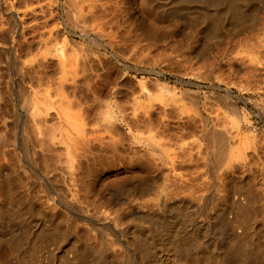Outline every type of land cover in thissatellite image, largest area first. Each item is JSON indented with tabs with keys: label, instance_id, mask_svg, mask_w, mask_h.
Wrapping results in <instances>:
<instances>
[{
	"label": "rangeland",
	"instance_id": "rangeland-1",
	"mask_svg": "<svg viewBox=\"0 0 264 264\" xmlns=\"http://www.w3.org/2000/svg\"><path fill=\"white\" fill-rule=\"evenodd\" d=\"M183 1L0 0V264L171 260L153 223H178L183 210L196 240L181 264H219L232 243L255 258L220 264H264V0H249L254 24L235 37L230 16L216 32L199 14L220 6ZM219 134L235 137L215 165Z\"/></svg>",
	"mask_w": 264,
	"mask_h": 264
},
{
	"label": "bare ground",
	"instance_id": "bare-ground-1",
	"mask_svg": "<svg viewBox=\"0 0 264 264\" xmlns=\"http://www.w3.org/2000/svg\"><path fill=\"white\" fill-rule=\"evenodd\" d=\"M14 1V0H13ZM38 1V0H37ZM52 1H54V0H52ZM150 1H152V0H150ZM157 2H158V0H156ZM162 1V0H161ZM164 1V0H163ZM174 1H176L177 2V0H174ZM185 1V3H186V1H187V3H189L188 1H193V3H196L197 1H200V2H207V1H209L208 3L210 4V2L214 5V6H217L216 8H218L219 6L221 7V11H218V14H217V16H218V18H217V16H216V14L215 15H211L210 14V12L209 13H206L205 12V10H202V8H201V12L199 13L200 15H201V17L204 19V20H206V22H207V24L209 23L208 22V20H210V16H212L211 18H213L212 20H213V23H212V25H211V27H210V31L211 30H214L215 29V31L217 32L218 30H219V28H220V25H221V23H219V21H218V19H219V17H220V14L222 15V13H224V15H226V16H230V21H231V26H229V28H228V32L230 33V34H232V35H234V37H235V35H237V34H239V33H241L243 30H245L246 28L248 29V27H251L252 26V24H254L253 23V17H252V19L250 18V19H248V14H249V11H250V5H248V2H249V0H184ZM184 1H183V4H184ZM65 2H67V1H65ZM74 2V1H73ZM175 2V3H176ZM179 2V1H178ZM181 2V1H180ZM190 2V3H191ZM54 2H52V4H53ZM118 3V2H117ZM156 3V2H155ZM158 3H160V2H158ZM158 3H156V4H158ZM161 3H163V2H161ZM165 3V2H164ZM163 3V4H164ZM182 3V2H181ZM197 3H199V2H197ZM196 3V4H197ZM120 4V3H119ZM155 4V5H156ZM169 4V3H168ZM177 4V3H176ZM179 4V3H178ZM211 4V5H212ZM74 5V4H73ZM72 5V6H73ZM98 5V4H97ZM165 6L167 5V4H164ZM170 5V4H169ZM182 5V4H181ZM193 5V4H192ZM205 5V7H207L206 6V4H204ZM28 6V5H27ZM157 6V5H156ZM159 6V5H158ZM157 6V7H158ZM161 6V5H160ZM180 6V4L178 5V7ZM191 6V5H190ZM202 6V5H201ZM163 7L164 6H162V9H163ZM171 7H172V4H171ZM174 7H176V6H174ZM182 7H183V5H182ZM184 7H185V5H184ZM186 7H189V4H188V6H186ZM198 7V9H200L199 7L200 6H197ZM219 7V8H220ZM24 8H26V7H24ZM122 8V7H121ZM156 8V7H155ZM167 8V7H166ZM166 8H164V11H165V9ZM103 9V8H102ZM182 8L180 7V9H178L177 8V10H179V12H180V10H181ZM206 9V8H205ZM209 9V8H208ZM19 10V9H18ZM105 10V9H104ZM108 10V9H107ZM158 10V9H157ZM183 10V9H182ZM186 10V9H185ZM184 10V12L186 13V11ZM193 10V9H192ZM218 10V9H217ZM22 11V10H21ZM163 11V13H165ZM167 11V10H166ZM169 11H170V8H169ZM175 11V10H174ZM189 12H190V9L188 10ZM187 11V12H188ZM196 11H198V10H196ZM24 12V11H23ZM104 12V11H103ZM115 12V11H114ZM118 12V11H117ZM162 12V11H161ZM178 11H177V13H179ZM213 12V11H212ZM252 12H253V10H252ZM68 13V12H67ZM167 13V12H166ZM173 12H171V14H172ZM214 13H215V10H214ZM213 13V14H214ZM181 14V13H180ZM198 14V12L196 13V15ZM26 15V14H25ZM69 15V14H68ZM81 15V14H80ZM170 15V14H169ZM175 15H176V13H175ZM187 15H188V13H187ZM106 16V15H105ZM115 16V15H114ZM193 16V15H192ZM199 15H197L196 17H198ZM254 16V15H253ZM10 17V16H9ZM12 17V16H11ZM76 17V16H75ZM102 17V16H101ZM187 17V16H186ZM223 17H225V16H223ZM167 18V17H166ZM184 18V17H183ZM202 18H201V20H202ZM70 19V18H69ZM68 19V20H69ZM105 20H109V19H105ZM128 20V19H127ZM185 20H186V18H185ZM220 20V19H219ZM225 20V19H224ZM70 21V20H69ZM99 21V20H98ZM101 21V20H100ZM192 21H193V19H192ZM220 21H222V25H223V23H224V21H223V19L222 20H220ZM230 21H229V23H230ZM202 22V21H201ZM210 22H211V20H210ZM76 23V22H75ZM101 23V22H100ZM131 23V22H130ZM202 23H205V21L204 22H202ZM79 24V23H78ZM82 24V23H81ZM206 24V23H205ZM76 25V24H75ZM204 25V24H203ZM207 26V25H206ZM226 26H228V25H226ZM93 27V26H92ZM227 28V27H226ZM225 28V29H226ZM262 28H264V27H262ZM204 29V28H203ZM222 29H224L223 27H222ZM246 29V30H247ZM187 31V30H186ZM219 32V31H218ZM246 32V31H245ZM209 33V32H208ZM211 33V32H210ZM221 33V32H220ZM220 33H217V34H220ZM226 33H227V31H226ZM9 34V33H8ZM229 34V35H230ZM185 35V34H184ZM205 35L206 36H208L206 33H205ZM220 35H222V34H220ZM227 35V34H226ZM190 36V35H189ZM201 36V35H200ZM210 36V35H209ZM208 36V37H209ZM211 37H212V33H211ZM218 37H219V35H218ZM262 37V36H261ZM260 37V38H261ZM12 38V37H11ZM100 38H101V36H100ZM184 38V37H183ZM214 38H216V37H214ZM89 39V38H88ZM212 40H213V38H211ZM217 39V38H216ZM215 39V40H216ZM238 40V39H237ZM208 41V40H207ZM209 41H210V39H209ZM217 41V40H216ZM73 42V41H72ZM184 42V41H183ZM203 42V41H202ZM233 42V41H232ZM207 44V43H206ZM259 44V43H258ZM178 45V44H177ZM191 45V44H190ZM205 45V44H204ZM109 46V45H108ZM258 46V45H257ZM216 47V46H215ZM259 47V46H258ZM213 48V47H212ZM178 49V48H177ZM250 49V48H249ZM186 50H188V49H186ZM243 51V50H242ZM201 53V52H200ZM214 53V52H213ZM235 53V52H234ZM239 53V52H238ZM232 55V54H231ZM262 55H264V54H262ZM252 56V55H251ZM194 57H195V55H194ZM205 57V56H204ZM218 58V57H217ZM255 58V57H254ZM249 59V58H248ZM252 60V59H251ZM197 61V60H196ZM257 61V60H256ZM259 62V61H258ZM14 64V63H13ZM199 64V63H198ZM204 66V65H203ZM202 66V67H203ZM220 66V65H219ZM235 67V66H234ZM224 69V68H223ZM227 69V68H226ZM206 73V72H205ZM209 73V72H208ZM215 74V73H214ZM242 74V73H241ZM228 75V74H227ZM214 76V75H213ZM217 76V75H216ZM215 76V77H216ZM223 77V76H222ZM229 78V77H228ZM231 80V79H230ZM187 82V81H186ZM184 83V82H183ZM231 84V83H230ZM197 85V84H196ZM239 85V84H238ZM244 87V86H243ZM186 89V88H185ZM245 89V88H244ZM187 90V89H186ZM19 91V90H18ZM19 93V92H18ZM11 94V93H10ZM26 94V93H25ZM193 97V96H192ZM26 98H27V95H26ZM34 98H35V96H34ZM17 99V98H16ZM30 99V98H29ZM23 100V99H22ZM229 100V99H228ZM24 101V100H23ZM191 101H193V100H191ZM35 102V101H34ZM192 103H194V102H192ZM197 103V102H196ZM35 104V103H34ZM33 104V105H34ZM37 104V103H36ZM107 105V104H106ZM105 105V106H106ZM230 105V104H229ZM109 106V105H108ZM23 107V106H22ZM230 107V106H229ZM105 110H106V108H105ZM229 110H230V108H229ZM230 112V111H229ZM232 112V111H231ZM105 113V112H104ZM110 114V113H109ZM234 114V113H233ZM25 115V114H24ZM104 115V117H106L107 116V114H103ZM106 115V116H105ZM231 116V115H230ZM110 117V116H109ZM222 117H224V116H222ZM107 118V117H106ZM205 118V117H204ZM233 118V117H232ZM235 118V117H234ZM229 119H231V118H229ZM110 120V118L108 119V121ZM206 120V119H205ZM236 120V119H235ZM234 120V121H235ZM111 121V120H110ZM207 121V120H206ZM228 122V121H227ZM204 123V122H203ZM234 123H236V121L234 122ZM233 125V124H232ZM235 125V124H234ZM149 126V125H148ZM150 127V126H149ZM213 127V126H212ZM216 127H218V126H216ZM231 128V127H230ZM131 129V128H130ZM140 129V128H139ZM145 129V128H144ZM149 129V128H148ZM217 129V128H216ZM4 130V129H3ZM202 130V129H201ZM219 130V129H218ZM235 130V129H234ZM10 131H12V130H10ZM150 131V130H149ZM149 131H147V132H149ZM154 131V130H153ZM237 131V130H236ZM13 132V131H12ZM152 132V131H151ZM222 131H220V134H222L221 133ZM226 132V131H225ZM232 132V131H231ZM0 133H1V131H0ZM2 133H3V131H2ZM26 133V132H25ZM141 133H144V132H141ZM214 133H215V131H214ZM85 133H83V135H84ZM145 134V133H144ZM149 134H152V133H149ZM154 134V133H153ZM216 134V133H215ZM219 134V137L218 136H216L217 138H219V141L220 142H218V143H220V144H217V146L219 147L218 148V151H217V154H215L214 152H212V154L214 155V156H216L215 157V163L213 162V160H212V163L213 164H215V165H217V164H220V163H223L225 160H226V158H228V157H226L227 156V153H228V150H230L231 149V146H230V143L233 141H231V138L233 137H235V136H237L238 134H236V132L234 133V134H232V135H235V136H231V137H229L228 135H226V136H224V135H220ZM224 134V133H223ZM246 134V133H245ZM13 135V134H12ZM217 135H218V133H217ZM248 135V134H247ZM209 136V135H208ZM23 137V136H22ZM28 137H29V135H28ZM142 137H143V134H142ZM145 137V136H144ZM238 137V136H237ZM246 137V136H245ZM137 138V137H136ZM135 138V139H136ZM147 138V137H146ZM149 138V137H148ZM154 138H155V136H154ZM232 138V139H233ZM238 138H240V137H238ZM133 139H134V137H133ZM168 139V138H167ZM237 139V138H236ZM235 139V140H236ZM9 140V139H8ZM7 140V141H8ZM23 140V139H22ZM139 140V139H138ZM137 140V141H138ZM150 140V141H149ZM146 139L145 140V142L147 141V143H146V145L147 146H152L153 147V144H154V146H157V145H155V143L153 142V138H152V140L151 139ZM158 140V139H157ZM6 141V142H7ZM140 141H141V139H140ZM231 141V142H230ZM246 141V140H245ZM23 142V141H22ZM214 142V141H213ZM240 142V141H239ZM239 142H237L236 141V143L238 144ZM243 141H241V143H242ZM13 143V142H12ZM138 143H140V142H138ZM153 143V144H152ZM158 143V142H157ZM161 143H164V142H161ZM208 143V142H207ZM145 144V143H144ZM160 144V143H159ZM232 144V143H231ZM234 144H235V142H234ZM233 144V145H234ZM237 144H235L234 146H236ZM248 144V143H247ZM243 145V144H242ZM256 145V144H255ZM261 145V144H260ZM4 146V145H3ZM169 146V145H168ZM214 146V145H213ZM239 146V145H238ZM22 147H24V146H22ZM151 147V148H152ZM157 147H160L161 148V150H163L161 153H163L164 154V149H162L164 146H157ZM159 148V149H160ZM165 148V147H164ZM213 148H215V147H213ZM240 148V147H239ZM27 149V148H26ZM154 149V148H153ZM167 149H169V148H167ZM216 149H217V147H216ZM23 150V149H22ZM143 150V149H142ZM155 150V149H154ZM153 150V151H154ZM169 150H171V149H169ZM214 150V149H213ZM240 150V149H239ZM246 150H247V147H246ZM75 151V150H74ZM159 151V150H158ZM248 151V150H247ZM30 152V151H29ZM77 152V151H76ZM148 152V151H147ZM171 152V151H170ZM216 152V151H215ZM236 152V151H235ZM24 153V152H23ZM225 153H226V158L224 157V155H225ZM28 154V153H27ZM154 154H155V152H154ZM173 154V153H172ZM206 154V153H205ZM229 154H230V156H231V152H229ZM228 154V155H229ZM234 153L232 152V155H233ZM33 155V154H32ZM152 155V154H151ZM161 155V154H160ZM154 156V155H153ZM155 156H157V155H155ZM213 156V157H214ZM73 157V156H72ZM212 157V158H213ZM222 157L223 158H225V160H220V159H222ZM238 157V156H237ZM19 158V157H18ZM218 158H219V160L221 161V162H219V161H217L218 160ZM240 158V157H239ZM15 159V158H14ZM234 159V158H233ZM19 160V159H18ZM240 160V159H239ZM34 161V160H33ZM159 161V160H158ZM216 161H217V164H216ZM223 161V162H222ZM242 161V160H241ZM261 161V160H260ZM259 161V162H260ZM245 162H246V160H245ZM252 163V162H251ZM255 163V162H254ZM253 163V164H254ZM248 164H249V162H248ZM255 164H257V163H255ZM261 164V163H260ZM15 165V164H14ZM169 165V164H168ZM250 165V164H249ZM262 165H264V164H261V165H258V166H261L262 167ZM247 166V165H246ZM251 166H254V165H250V166H247V167H251ZM70 167H71V165H70ZM240 167V166H239ZM244 167V166H243ZM243 167H241V169L243 168ZM255 167V166H254ZM254 167H253V169H254ZM249 168H247V169H244L245 171L247 170V172H245V173H248V172H250L251 170L249 169ZM70 169H73V168H69V170ZM237 169V168H236ZM257 169V168H256ZM172 170V169H171ZM232 170V169H231ZM230 170V171H231ZM240 170V169H239ZM249 170V171H248ZM24 171V170H23ZM167 171V170H166ZM233 171V170H232ZM236 171V170H235ZM234 171V172H235ZM55 172H57V171H55ZM72 172V171H71ZM241 172H243V170L241 171ZM17 173V172H16ZM45 173V172H44ZM228 173H230V172H228ZM237 173V172H236ZM244 173V172H243ZM20 174V173H19ZM49 174V173H48ZM252 174H254V173H252ZM54 175H55V173H54ZM238 175V174H237ZM236 175V176H237ZM262 175H264V171H262ZM10 176V175H9ZM57 176V175H56ZM241 177V174H240V172H239V175H238V177ZM247 176V175H246ZM245 176V177H246ZM170 177V176H169ZM147 178V177H146ZM134 179V178H133ZM223 179V178H222ZM226 179V178H225ZM250 179V178H249ZM254 179V178H253ZM9 180V179H8ZM206 180V179H205ZM15 181V180H14ZM51 181V180H50ZM16 182V181H15ZM253 182H254V180H253ZM153 183V182H152ZM203 183V182H202ZM219 183V182H218ZM143 184V183H142ZM146 184V183H145ZM149 184V183H148ZM15 186V185H14ZM137 186V185H136ZM143 186H146V185H143ZM152 186V185H151ZM208 186V185H207ZM253 186V185H252ZM22 187V186H21ZM67 187V186H66ZM135 187V186H134ZM245 187V186H244ZM247 187V186H246ZM4 188V187H3ZM85 188V187H84ZM92 188V187H91ZM147 188H148V186H147ZM161 188V187H160ZM222 188V187H221ZM237 188V187H236ZM17 189V188H16ZM62 189V188H61ZM70 189V188H69ZM87 189V188H86ZM126 189V188H125ZM140 189V188H139ZM153 190H154V188H152ZM165 189V188H164ZM242 189V188H241ZM90 190V189H89ZM127 190V189H126ZM125 190V191H126ZM141 190V189H140ZM142 190H144V189H142ZM147 190V189H146ZM157 190V189H156ZM161 190V189H160ZM186 190V189H185ZM229 189H227V191H228ZM256 190V189H255ZM85 191V190H84ZM165 191V190H164ZM164 191H161V192H163L164 193ZM241 191V190H240ZM251 191V190H250ZM253 191V190H252ZM259 191H260V189H259ZM2 192V191H1ZM63 192V191H62ZM70 192H72L71 190H70ZM138 192V191H137ZM148 192V191H147ZM160 192V195L162 194ZM167 192V191H166ZM165 192V193H166ZM255 192H258V191H255ZM7 193V192H6ZM16 193V192H15ZM96 193V192H95ZM141 193H142V191H141ZM141 193H140V195H141ZM146 193V192H145ZM156 193V192H155ZM157 193H159V192H157ZM156 193V194H157ZM171 193V192H170ZM204 193V194H203ZM202 194L203 195H201V197H202V199H205L206 201H202L204 204H202L203 206H205V202H207V201H210V202H212V200L213 199H215V197H216V192H214V191H212V192H208L207 194H205L206 192H203ZM235 193V192H234ZM245 193H247V191L245 192ZM250 193H252V192H250ZM254 193V192H253ZM262 193V192H261ZM131 194V193H130ZM237 194V193H236ZM240 194V193H239ZM1 195V194H0ZM19 195V194H18ZM24 195V194H23ZM88 195H89V193H88ZM135 195V194H134ZM154 195V194H153ZM158 195V194H157ZM170 195V194H169ZM200 195V194H199ZM229 195L230 194H226V195H224V198H225V196H227L226 198L227 199H230L231 198V196H230V198H229ZM234 195V194H233ZM61 196V195H60ZM64 196V195H63ZM118 196V195H117ZM137 196V195H136ZM134 197V198H137V197ZM145 196H146V194H145ZM149 196V199H150V195H148ZM164 195L162 194V196L161 197H163ZM166 196V195H165ZM170 196H172V195H170ZM190 196V195H189ZM219 196V195H218ZM238 196V195H237ZM246 196H247V194H246ZM248 196H250V198L249 197H247V198H249V201L250 202H252L253 200H254V198H255V200L257 201L258 199L257 198H259V197H256L255 196V194H252V196H251V194H249ZM258 196H260V200H261V202L262 203H264V201H262V198H264V194H259ZM175 196H173V198H174ZM239 197V196H238ZM244 197V196H243ZM242 197V198H243ZM65 198V197H64ZM146 198H147V196H146ZM153 198V197H152ZM151 198V199H152ZM167 198H168V196H167ZM166 198V199H167ZM225 198V199H226ZM234 198V197H233ZM24 199V198H23ZM22 199V200H23ZM157 199V198H156ZM155 199V200H156ZM170 200H172V198H169ZM177 199V198H176ZM244 199V198H243ZM246 199V198H245ZM5 200V199H4ZM3 200V201H4ZM13 200V199H12ZM144 200H145V197H144ZM143 200V201H144ZM169 200V201H170ZM175 200V199H174ZM235 200V199H234ZM237 200V199H236ZM254 200V201H255ZM140 201H141V199H140ZM142 201V202H143ZM157 202L155 203V205H157L156 206V208L157 207H160L161 209H164V208H166L167 206H168V204H167V206H166V203H165V201H162V198L160 199V200H156ZM166 201H168V199L166 200ZM177 201V200H176ZM180 201V200H179ZM239 201V200H238ZM241 201V200H240ZM248 201V202H249ZM253 201V202H254ZM22 202V201H21ZM24 202V201H23ZM141 202V203H142ZM233 202H235V201H233ZM237 202V201H236ZM260 201H259V203H261ZM25 203H26V201H25ZM28 203V202H27ZM111 203V202H110ZM113 203V202H112ZM111 203V204H112ZM135 203H136V201H135V199H134V202H132V201H130V202H128V206L132 209L133 208V210H134V208H136V205H135ZM145 203V202H144ZM148 203H150V202H148ZM183 203V202H182ZM199 203V202H198ZM239 203V202H238ZM257 203V202H256ZM19 204V203H18ZM30 204V203H29ZM147 204V203H146ZM207 205H209L208 204V202L206 203ZM250 204V203H249ZM255 204V203H254ZM6 205V204H5ZM45 205V204H44ZM139 205H141V204H139ZM150 205H152V204H150ZM243 205H245V204H243ZM21 206V205H20ZM46 206V205H45ZM81 206V205H80ZM122 206V205H121ZM145 206V205H144ZM143 206V207H144ZM153 206V205H152ZM152 206H149V204H148V207H151L152 208ZM210 206V205H209ZM227 206V205H226ZM253 206V205H252ZM11 207V206H10ZM14 207V206H13ZM43 207V206H42ZM146 207H147V205H146ZM7 208V207H6ZM17 208V207H16ZM26 208H28V207H26ZM160 208H158V209H160ZM207 208H209L208 206L207 207H205V208H203L202 207V209H201V211H202V213H200V215H199V217L202 219V217H206L207 218V215L205 216V211L207 210ZM225 208V207H224ZM120 209V208H119ZM138 209H140V208H138ZM173 209V208H172ZM157 210V209H156ZM166 210H167V208H166ZM222 210V209H221ZM220 210V211H221ZM139 211V210H138ZM160 211V210H159ZM164 210H162V212H163ZM168 211V210H167ZM218 211V210H217ZM252 211V210H251ZM126 212V211H125ZM198 212H200V210L198 211ZM211 212V211H210ZM114 213V212H113ZM164 213V212H163ZM167 213V212H166ZM183 213H184V215L183 214H181L182 215V217H181V215L179 214V216L180 217H178V218H182V219H179V222L178 223H176L175 221L174 222H164L163 224H159L160 222L162 223V221H156V222H158V224H156V223H153V224H155V226H158L159 227V231H160V238H162L163 240L162 241H164V242H162L163 243V246H165L166 245V250H170L171 252V256L173 255V259H171L170 260V258L167 260V259H162V260H164V261H162L161 260V258H160V260L158 259V258H156V259H154L153 260V262H155L156 264H157V262H159V264H174V263H176L177 261H178V263L177 264H181V262L182 261H184V259L185 258H187L188 256H190V255H193V253H190L191 251H189V248L190 247H192V245H193V243H194V240H196V238L194 237V234L193 235H190V234H187L186 235V233H188V231L187 230H189V229H187L186 231H185V228L183 227V225H185V224H182V223H180V221H184V217L186 216V217H188L187 216V214H185V212H184V210H183ZM217 213V212H216ZM129 214H130V212H129ZM212 214H213V212H212ZM211 214V215H212ZM220 214V213H219ZM218 214V215H219ZM30 215V214H29ZM145 216V215H144ZM153 216V215H152ZM213 216V215H212ZM217 216V215H216ZM215 216V217H216ZM133 217V216H132ZM219 217V216H218ZM217 217V218H218ZM154 218V217H153ZM197 218V217H196ZM210 218H212V217H210ZM214 218V217H213ZM216 218V219H217ZM233 218V217H232ZM165 219V218H164ZM169 219V218H168ZM199 219V218H198ZM198 219H195V220H197L195 223L197 224H195V226H193V227H195V230L197 229V230H199L200 229V231H202L201 229L202 228H200V226H202V225H204V227H206L205 226V224H204V220H202V221H200V219L198 220ZM13 220V219H12ZM137 220V219H136ZM154 220V219H153ZM178 220V219H177ZM186 220V219H185ZM214 220H215V218H214ZM214 220H212V221H214ZM11 221V220H10ZM133 221H134V219H133ZM144 221V220H143ZM187 221H188V219H187ZM253 221V220H252ZM256 221V220H255ZM184 222H186V221H184ZM183 222V223H184ZM118 223V222H117ZM152 223V222H151ZM151 223H149V224H147V226H148V228H151V226H153ZM206 223V222H205ZM2 224V223H1ZM57 224V223H56ZM56 224H55V226H56ZM151 224V225H150ZM182 224V225H181ZM192 224H193V222H192ZM193 224V225H194ZM144 225H146V224H144ZM181 225V226H180ZM207 225V224H206ZM211 226H212V224H210ZM59 226V225H58ZM62 226V225H61ZM61 226L59 227L60 229H62L61 228ZM135 226V225H134ZM154 226V227H155ZM186 226H188V224L186 225ZM192 226V225H191ZM72 227V226H71ZM140 227V226H139ZM180 227H182V228H180ZM203 227V228H204ZM207 227H209V225L207 226ZM218 227H220V226H218ZM54 228H56V227H54ZM58 228V227H57ZM141 228V227H140ZM188 228V227H187ZM210 228V227H209ZM259 228V227H258ZM59 229V230H60ZM157 229V228H156ZM211 229V228H210ZM15 230V229H14ZM14 230H12V231H14ZM20 230V229H19ZM54 230H56V229H54ZM59 230H56V232H58ZM140 230V229H139ZM158 230V229H157ZM196 230V231H197ZM205 230V229H204ZM206 230H207V228H206ZM141 231V230H140ZM190 231V230H189ZM208 231V230H207ZM206 231V232H207ZM210 231V230H209ZM214 231V230H213ZM221 231V230H220ZM219 231V232H220ZM254 231V230H253ZM88 232V231H87ZM139 232V231H138ZM184 232V233H183ZM193 232H194V230H193ZM234 232V231H233ZM16 233V232H15ZM14 233V234H15ZM64 233V232H63ZM78 233V232H77ZM214 233V232H213ZM221 233V232H220ZM224 234H225V231L223 232ZM220 234L219 236L217 235V237H223L222 235H224V234ZM228 233V232H227ZM154 233H151V235H153ZM231 234V233H230ZM229 234V235H230ZM232 234H235V233H232ZM12 235V234H11ZM145 235V234H144ZM147 235V234H146ZM149 235V234H148ZM189 235V236H188ZM205 235V234H204ZM213 235H215V234H213ZM226 235V234H225ZM224 235V236H225ZM228 234H227V236H229ZM45 236V235H44ZM86 236H87V234H86ZM89 236V235H88ZM226 236V237H227ZM254 236V235H253ZM61 237V236H60ZM145 237V236H144ZM187 237H190V240L189 239H187ZM207 237H209L210 238V236H207ZM230 237H232V236H230ZM148 238H150V236L148 237ZM152 238V237H151ZM153 238H155V236L153 237ZM152 238V239H153ZM158 238V237H157ZM219 238V239H220ZM225 238V237H224ZM229 238V237H228ZM233 238V237H232ZM84 239V238H83ZM89 239V238H88ZM217 240H218V238H216ZM154 240V239H153ZM161 239H159V241H160ZM222 241H225L224 239H221ZM220 240V243L219 244H222L223 245V243H221L222 241ZM226 240H227V238H226ZM233 240V239H232ZM232 240H230V243H231V241ZM107 241V240H106ZM148 241H152L151 239L150 240H148ZM236 241V240H235ZM137 242V241H136ZM154 242L155 241H153V244H154ZM199 242V241H198ZM197 241H196V243H198ZM201 242V241H200ZM199 242V243H200ZM218 242H219V240H218ZM228 242V241H227ZM227 242L226 243H224V244H226V245H228V244H230L229 242H228V244H227ZM234 242V241H233ZM13 243V242H12ZM146 243V242H145ZM149 243V242H148ZM106 244V243H105ZM151 245H152V242L150 243ZM156 244V243H155ZM165 244V245H164ZM234 243H232V245H233ZM235 244H236V242H235ZM107 245V244H106ZM140 245H141V243H140ZM142 245H144V244H142ZM147 245V244H146ZM150 245V246H151ZM231 245V247H230V245H229V247L227 248L225 245H223V248L225 247V249H226V251H225V249H223L224 250V252H226L225 254H218V255H221V257L220 258H222V260L225 262V260H226V258H224V257H227V258H235L236 256H238V255H242L243 257H244V255H246L245 257H247V255H250L251 257H254L255 258V255L253 254L254 253V250H253V252L252 251H250V250H248V251H245V250H242V249H240V247H238L237 245H238V243H237V245H233L232 246ZM253 245H255V244H253ZM138 246V245H137ZM145 246V245H144ZM149 246V245H148ZM158 246V245H157ZM198 246V245H197ZM240 246V245H239ZM93 247V246H92ZM108 247V246H107ZM151 247H153V245L151 246ZM96 248H97V246H96ZM119 248V247H118ZM145 248V247H144ZM147 248V247H146ZM145 248V249H146ZM213 248V247H212ZM241 248H243L242 246H241ZM249 247H247V249H248ZM251 248V247H250ZM249 248V249H250ZM95 249V248H94ZM143 249V248H142ZM141 249V250H142ZM145 249H143L144 251H145ZM150 249V248H149ZM156 249V248H155ZM217 249V248H216ZM220 249V248H219ZM219 249H217V251L219 250ZM243 249H246V248H243ZM246 249V250H247ZM213 250V249H212ZM252 250V249H251ZM150 251H152V250H147L146 252L148 253V254H150L149 252ZM219 251H221L222 252V250L220 249ZM145 252V253H146ZM154 253V252H153ZM166 253H168L167 251H166ZM146 255V254H145ZM224 255V256H223ZM225 255H227V256H225ZM252 255H254V256H252ZM257 255V254H256ZM194 256V255H193ZM213 257V259H215L216 260V257H214V256H212ZM239 257V259L241 258L240 256H238ZM76 258V257H75ZM154 258V257H153ZM189 258V257H188ZM193 258V257H192ZM190 259V258H189ZM188 259V260H189ZM236 259V258H235ZM238 259V260H239ZM258 258H256V260H257ZM12 260V259H11ZM88 260V259H87ZM87 260H86V262L84 261V260H82L83 262H85V263H87ZM222 260H220L219 261V264H220V262L222 261ZM241 260H244V258H242ZM246 260V259H245ZM247 260H248V257H247ZM92 261V260H91ZM258 261V260H257ZM3 262V261H2ZM6 262V261H5ZM81 262V261H80ZM79 262V263H80ZM82 262V263H83ZM216 262H218L217 260H216ZM224 262H223V264H224ZM24 263V262H23ZM81 263V264H82ZM229 263H231V262H229ZM252 263L253 264H257L256 263V261H254L253 262V258H252ZM261 263V262H260ZM78 264V263H77ZM183 264H184V262H183ZM192 264V263H191ZM194 264V263H193ZM222 264V263H221Z\"/></svg>",
	"mask_w": 264,
	"mask_h": 264
}]
</instances>
